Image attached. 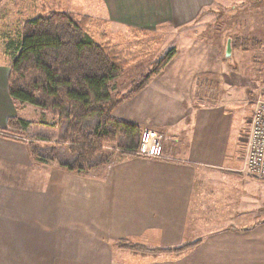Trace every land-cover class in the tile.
<instances>
[{"label": "crops", "instance_id": "crops-1", "mask_svg": "<svg viewBox=\"0 0 264 264\" xmlns=\"http://www.w3.org/2000/svg\"><path fill=\"white\" fill-rule=\"evenodd\" d=\"M220 1L65 0V10L105 26L182 30L163 69L112 112L116 120L161 133V158L116 152L81 172L34 159L28 139L6 129L19 110L7 91L11 52L4 39L0 264H264V178L242 171L244 135L264 76L257 63H241L247 52L264 58V45L243 50L242 35L233 47L229 37L223 45V35L239 33L245 21L235 27L224 18L227 26L215 31L205 12ZM49 5L63 8L61 0H45L38 14ZM255 33L251 39L259 38ZM227 42L230 56L223 55ZM183 244L191 245L177 253L127 246Z\"/></svg>", "mask_w": 264, "mask_h": 264}, {"label": "trees", "instance_id": "trees-1", "mask_svg": "<svg viewBox=\"0 0 264 264\" xmlns=\"http://www.w3.org/2000/svg\"><path fill=\"white\" fill-rule=\"evenodd\" d=\"M261 5L264 0H253ZM92 19L86 14L45 6L40 14L25 19L8 39L11 54L7 91L16 110L28 103L50 116L49 125L59 133L60 141L69 146H40L28 137L31 156L42 162H56L62 168L81 172L103 162L116 148L118 153L131 154L139 144L141 128L131 122L112 117L115 107L141 91L175 53L169 48L151 67L130 82L127 91H115L113 79L140 54L117 50L110 42H96L89 33ZM242 49L255 47L257 40L243 37ZM236 42V41H235ZM234 39L232 47L234 46ZM28 121L17 116L7 120L6 129L20 133ZM105 144H115L111 152H103ZM108 155V156H107ZM124 245V244H123ZM191 244L175 248H137L152 253H177Z\"/></svg>", "mask_w": 264, "mask_h": 264}, {"label": "rangeland", "instance_id": "rangeland-1", "mask_svg": "<svg viewBox=\"0 0 264 264\" xmlns=\"http://www.w3.org/2000/svg\"><path fill=\"white\" fill-rule=\"evenodd\" d=\"M44 1L45 0H0V61H3L5 59L8 60L9 58L7 55L2 54L1 51L2 42H4L5 36H12V34L16 31V29L19 28V26H21L22 22L25 19L38 14L40 8L39 5ZM61 5L64 9H67L68 7L65 0H61ZM209 10L211 12H205V14L211 17L209 19L210 23L207 24H209V26H214L215 31L217 32L223 31L224 26H227L224 18L228 20L227 23H229V19H231L232 26L235 27L239 25L242 26V19L243 21H245L243 23V29L240 28L239 33L223 35V45L225 43V39L226 41L228 37L231 39H235L236 35H242L251 39V36L253 35L252 33H254V31L257 32L255 34L259 37L257 39L254 38L255 40H257L256 43L259 45L260 42V44L264 45V13L262 12L261 5L258 6L254 4L253 0H222L220 1V4H215ZM202 16H204V14ZM215 20L216 23H213L215 22ZM109 26L110 25H103V23H101L96 18L92 20L89 26V33L94 41L110 42V44L116 47L117 50L137 51L138 54H140L135 61L127 65L124 70L119 73L115 79H113L112 84L116 88L115 91H119L120 93L127 91L130 82L133 79L139 77L141 74L145 73L151 67V63L153 61L157 60L169 48L176 46L179 43L178 32H182V30L173 32V29L171 30L167 27L160 29L157 28V30L154 32H135V30L126 31V29L124 28L119 29L113 26H110L109 28ZM204 26L206 25L204 24ZM216 26H220L221 28H216ZM253 27H256V30ZM233 29L234 27L232 28V30ZM211 30L212 27H208L206 31L209 32ZM205 37L206 42L212 45L213 35L209 34ZM260 49L261 52L264 53V47ZM223 55L226 54L223 53ZM241 56L242 64L247 65L248 68V63L250 61H252L253 63H257L259 72L263 71L262 76H264V58H261V56L259 55L255 56L252 54H248V52L241 54ZM225 79L226 81H229L228 76L226 75ZM260 84L262 85L260 87L258 86V88L255 90V93L257 95L263 92L264 89V81L260 82ZM241 88H243V84ZM19 118L30 122L27 128H20V135L24 138L29 140V138L25 136L34 137L33 140L38 145H48L50 147L55 146V148L58 150L69 146L68 141L59 142V133L56 131V129H53V127L49 125V123L51 122L50 116L43 113L39 107L28 103L22 104L19 107ZM246 133L244 135L243 143L245 141ZM114 146L115 144H105L102 147V150L103 152L111 153L114 150V152L116 153L119 150L114 148ZM60 153L63 156L67 154L64 152V150ZM257 181L259 182V180ZM255 187L257 194H259V184ZM261 192L262 195H264V188L261 189ZM214 206L217 207V205Z\"/></svg>", "mask_w": 264, "mask_h": 264}, {"label": "built area", "instance_id": "built-area-1", "mask_svg": "<svg viewBox=\"0 0 264 264\" xmlns=\"http://www.w3.org/2000/svg\"><path fill=\"white\" fill-rule=\"evenodd\" d=\"M161 133L150 129L140 132L138 147L133 154L161 158L163 156ZM245 155L242 171L255 178H264V95L259 93L253 103L244 141Z\"/></svg>", "mask_w": 264, "mask_h": 264}, {"label": "water", "instance_id": "water-1", "mask_svg": "<svg viewBox=\"0 0 264 264\" xmlns=\"http://www.w3.org/2000/svg\"><path fill=\"white\" fill-rule=\"evenodd\" d=\"M230 53H231V46H230V43L227 42L226 49H225V54L227 56H230Z\"/></svg>", "mask_w": 264, "mask_h": 264}]
</instances>
